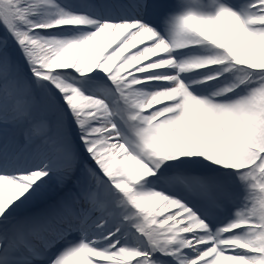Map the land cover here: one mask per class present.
<instances>
[{"label":"snow or ice","instance_id":"1","mask_svg":"<svg viewBox=\"0 0 264 264\" xmlns=\"http://www.w3.org/2000/svg\"><path fill=\"white\" fill-rule=\"evenodd\" d=\"M0 264H264V0H0Z\"/></svg>","mask_w":264,"mask_h":264}]
</instances>
